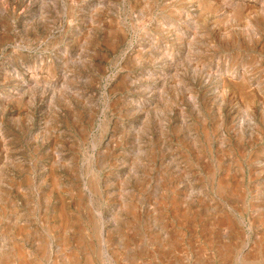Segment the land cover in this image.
Wrapping results in <instances>:
<instances>
[{"label": "rangeland", "instance_id": "374dc122", "mask_svg": "<svg viewBox=\"0 0 264 264\" xmlns=\"http://www.w3.org/2000/svg\"><path fill=\"white\" fill-rule=\"evenodd\" d=\"M20 262L264 264V0H0Z\"/></svg>", "mask_w": 264, "mask_h": 264}, {"label": "bare ground", "instance_id": "6f19581e", "mask_svg": "<svg viewBox=\"0 0 264 264\" xmlns=\"http://www.w3.org/2000/svg\"><path fill=\"white\" fill-rule=\"evenodd\" d=\"M241 86V85H240ZM98 193V192H97ZM238 209V208H237ZM88 212V211H87ZM95 217V216H94ZM241 236V235H240ZM243 236V235H242ZM81 241V240H80ZM85 241V240H84ZM90 242V241H89ZM172 243V242H171ZM178 243V242H177ZM84 244V243H83ZM262 244V243H261ZM46 247V246H45ZM262 248V247H261ZM94 249V248H93ZM221 249H223V248H221ZM256 249V248H255ZM220 250V249H219ZM232 250V249H231ZM221 251V250H220ZM225 251V250H224ZM250 253V252H249ZM76 254V253H75ZM95 254V253H94ZM225 254V253H224ZM226 255V254H225ZM245 255V254H244ZM247 255H249V254H247ZM255 256V255H254ZM88 257H90V256H88ZM247 257V256H246ZM248 258V257H247ZM251 258V257H250ZM48 259V258H47ZM89 259V258H88ZM27 260V259H26ZM244 260V259H243ZM87 261V260H86ZM91 261V260H90ZM249 261V260H248ZM88 262V261H87ZM246 262V261H245ZM21 263V262H20ZM78 263V262H77ZM205 263V262H204ZM251 263V262H250ZM22 264V263H21ZM44 264V263H43ZM88 264V263H87Z\"/></svg>", "mask_w": 264, "mask_h": 264}]
</instances>
